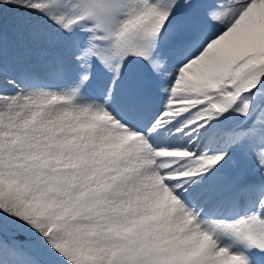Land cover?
<instances>
[{
	"label": "snow or ice",
	"instance_id": "obj_1",
	"mask_svg": "<svg viewBox=\"0 0 264 264\" xmlns=\"http://www.w3.org/2000/svg\"><path fill=\"white\" fill-rule=\"evenodd\" d=\"M0 264H264V0H0Z\"/></svg>",
	"mask_w": 264,
	"mask_h": 264
}]
</instances>
